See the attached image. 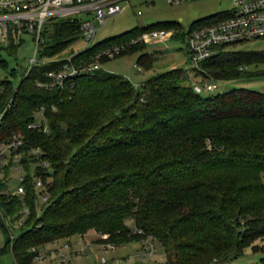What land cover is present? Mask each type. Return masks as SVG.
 <instances>
[{"label":"trees","instance_id":"obj_1","mask_svg":"<svg viewBox=\"0 0 264 264\" xmlns=\"http://www.w3.org/2000/svg\"><path fill=\"white\" fill-rule=\"evenodd\" d=\"M219 14L196 20L188 29ZM168 26L178 29L176 24L134 27L81 48L72 62L87 64L112 42ZM44 33L40 60L62 57L80 30L77 23L58 19L47 23ZM177 38H183L182 32H173L171 39ZM17 45L8 44V51ZM141 47L126 52L138 51L136 65L149 70L157 53ZM40 60L22 76L19 70L9 71L11 77L19 76L17 85L0 80V141L20 132L21 149H40L49 169L36 165L34 174L50 178L49 196L37 212L29 173L20 197L2 193L0 178L2 216L23 205L29 209L23 230L12 240L0 217L6 234L0 257L11 253L15 264H32V246L100 229L110 239L96 242L155 238L163 264H225L239 256L242 246L264 237V92L233 88L197 94L181 68L153 74L140 91L102 69L49 91L34 82L44 80L61 61ZM262 64L264 51L224 46L197 73L238 80L264 75V70L247 69ZM0 67L7 68L4 60ZM39 106L46 132L28 128ZM134 228L142 234L132 233Z\"/></svg>","mask_w":264,"mask_h":264},{"label":"built area","instance_id":"obj_2","mask_svg":"<svg viewBox=\"0 0 264 264\" xmlns=\"http://www.w3.org/2000/svg\"><path fill=\"white\" fill-rule=\"evenodd\" d=\"M186 1L189 0H165L169 5ZM231 5L229 10L220 12L219 16L182 32L181 40L185 41L186 58L193 65V68L183 70L188 78L187 84L197 94H208L216 88V85L209 80L210 78L200 76L197 70L200 69V64L214 56L220 47L248 40L264 39V0H231ZM127 6H130L129 0H0V42L17 45L22 43L25 37L31 38L34 43V58L28 62L26 68L21 69L23 74H26L30 67L40 60L35 57L41 49V44L46 41L44 31L47 23L58 19L77 23L80 30L79 38L89 43L96 30L95 23L102 24L107 17L120 13ZM136 14L140 15V11H137ZM172 34L173 31L164 28L132 34L99 49L87 64H74L72 54L40 60V62L61 61V63L56 69L46 72L44 80H35L34 84L49 91L61 88L66 81H71L76 76L91 75L97 70H103L101 59H113L135 45L165 44L167 40L171 39ZM137 68L141 70L140 67L137 66ZM197 77L198 80H196ZM36 113L37 118L29 124L28 128H37L46 132L47 127L42 118L43 106L37 107ZM1 116L2 112L0 118ZM22 143L20 132H13L0 141V178L5 183L2 193L6 195L20 197L25 194V187L22 184L26 178L25 175H20L17 178L16 187L9 189L7 182L11 176L8 177L4 172L6 167L15 168L17 172L21 171ZM23 151H27V154L33 157L40 158L41 156L39 148L34 147ZM39 166L42 169H49L48 163L45 161H42ZM31 176L34 195L38 199V204L42 206L48 200L45 183L40 176ZM28 215L29 209L23 205L15 214L4 216V221L6 223L8 220H12L17 226H20ZM132 233L142 234L135 228ZM100 239H106V236H101ZM154 241H156L155 238L151 236L141 238L140 242L143 244V256L141 255V257L143 259L153 255L152 243ZM77 243L80 244V241L77 240ZM98 245L102 251L115 248L114 244L109 241H100ZM63 247L67 246L63 245ZM31 251L34 252L32 264L45 260L43 251L35 249H31ZM57 255L58 258L54 264H67L66 254L58 253ZM101 262L105 263V259L102 258ZM115 263L130 264L125 258L117 259Z\"/></svg>","mask_w":264,"mask_h":264},{"label":"rangeland","instance_id":"obj_3","mask_svg":"<svg viewBox=\"0 0 264 264\" xmlns=\"http://www.w3.org/2000/svg\"><path fill=\"white\" fill-rule=\"evenodd\" d=\"M129 4L130 6L124 7L120 13L107 17L102 24L95 23L96 30L89 43L78 38L62 53V56L71 55L86 45L89 46L105 38L119 35L134 27L155 26L154 28H159L165 24H176L178 27L176 30L169 26L167 28L174 33H181L186 31L192 22L229 10L232 7L231 0H189L174 5L167 4L165 0H129ZM137 11H140V15L136 14ZM184 45L185 41L177 38L176 40L169 39L165 44H156L153 46L144 45L145 47H141V49H145L148 52L154 50L159 51L149 70H139L137 68L136 59L139 52H126L130 48L113 59H106L107 61L103 62L102 60L100 62L102 63L103 70L124 77L131 83L134 91H140L141 83L155 73L175 68H193V65L188 62L186 58ZM228 48L235 50L264 51V39L234 43L228 45ZM136 49H139V47ZM69 52H71V54ZM32 58H34V43L31 38L25 37L24 41L19 43L11 53L8 51V43L0 42V59L4 60L7 64L6 69L0 67V80L7 79L11 81L13 85H17L19 76L13 78L10 76L9 71L11 69L20 71L21 68H26L28 62ZM35 58L38 59V55ZM247 69L249 71L256 69L264 70V64L259 65L257 68L248 67ZM198 79L197 77L196 80ZM209 80L216 85V88L208 94H202L204 96L220 93L233 88H246L264 92V75L229 81L213 80L211 78ZM22 153L23 157L20 159V172L10 167L4 169L5 175L8 177L11 176L7 182V187L9 189L16 187L17 178L20 175H26V173L35 175L36 165L42 162L41 157L37 158L30 156L27 154V151L23 150ZM49 181V177L43 180L45 187L46 183ZM34 196L36 199V211L38 212V210L41 209V205L38 204L36 195ZM2 215L3 214L0 212V217L4 220V216ZM34 226L35 224L31 225V227ZM4 228L7 236L11 240L23 230L22 225L17 226L12 220L6 221ZM104 235L106 239H110L109 234L103 230L89 229L81 234L58 238L41 245L32 246L30 251L31 249H35L45 253V260L36 264H54L57 261L58 253L67 255V264H116L115 261L117 259L124 258L127 259L130 264H163L165 262L164 253L158 241L152 243L154 248L153 255L143 259L141 257L143 244L140 241H130L124 244H115V242L109 241L114 244V250L108 249L102 251L96 241ZM5 237L6 234L0 229V247L4 243ZM224 237L226 238V235ZM77 240L80 241V244L77 243ZM63 245L67 247H63ZM138 251L140 252L139 254L137 253ZM102 258L105 259V263L101 262ZM0 264H15L12 254L8 253L1 256ZM225 264H264V237L257 238L249 244L242 246L239 256L227 260Z\"/></svg>","mask_w":264,"mask_h":264},{"label":"water","instance_id":"obj_4","mask_svg":"<svg viewBox=\"0 0 264 264\" xmlns=\"http://www.w3.org/2000/svg\"><path fill=\"white\" fill-rule=\"evenodd\" d=\"M155 52H157V51H154V53H155ZM22 74H23V71L20 70V71H19V76H22Z\"/></svg>","mask_w":264,"mask_h":264},{"label":"crops","instance_id":"obj_5","mask_svg":"<svg viewBox=\"0 0 264 264\" xmlns=\"http://www.w3.org/2000/svg\"><path fill=\"white\" fill-rule=\"evenodd\" d=\"M154 51H157V52H155V53H158L159 51L158 50H154ZM117 248V247H116Z\"/></svg>","mask_w":264,"mask_h":264}]
</instances>
